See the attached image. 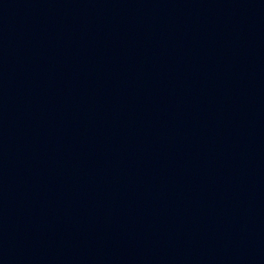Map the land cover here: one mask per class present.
I'll return each mask as SVG.
<instances>
[{"label":"water","instance_id":"1","mask_svg":"<svg viewBox=\"0 0 264 264\" xmlns=\"http://www.w3.org/2000/svg\"><path fill=\"white\" fill-rule=\"evenodd\" d=\"M0 264H264V0H0Z\"/></svg>","mask_w":264,"mask_h":264}]
</instances>
